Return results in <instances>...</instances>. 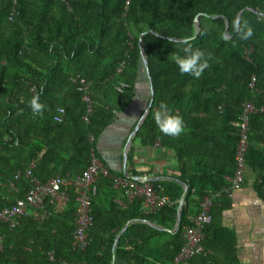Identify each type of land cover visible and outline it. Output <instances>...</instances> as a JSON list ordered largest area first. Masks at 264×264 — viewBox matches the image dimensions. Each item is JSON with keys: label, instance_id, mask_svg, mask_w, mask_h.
Instances as JSON below:
<instances>
[{"label": "trees", "instance_id": "obj_1", "mask_svg": "<svg viewBox=\"0 0 264 264\" xmlns=\"http://www.w3.org/2000/svg\"><path fill=\"white\" fill-rule=\"evenodd\" d=\"M245 25L252 34L242 39ZM141 36L155 95L135 139L175 153L177 180L149 183L171 204L147 213L141 198L128 203L125 188L101 177L91 197L89 245L79 250L73 247L77 194L70 187L65 200H46L40 215L29 213L13 229L0 222V264H111L113 258L125 264H173L185 242L183 228L205 197L212 200L204 229L206 253L190 264H215L208 250L219 228L216 217L230 200L224 190L236 170V124L249 102L257 112L249 120L246 165L264 200V111H259L264 104V0H0V211L24 197L32 179L75 180L92 155L107 167L97 142L130 105L138 78L144 75L148 83ZM184 47L205 53L208 66L199 78L180 73L172 60L183 55ZM81 79L89 83L90 102L78 90ZM120 82L130 89L118 93L114 87ZM33 97L42 105L39 113L31 110ZM161 103L183 120L179 135L157 128L153 114ZM57 108L65 111L61 122L54 120ZM109 172L130 179L123 170ZM184 194L179 228L173 232ZM117 199H125V206Z\"/></svg>", "mask_w": 264, "mask_h": 264}, {"label": "crops", "instance_id": "obj_2", "mask_svg": "<svg viewBox=\"0 0 264 264\" xmlns=\"http://www.w3.org/2000/svg\"><path fill=\"white\" fill-rule=\"evenodd\" d=\"M149 97V84L144 75L140 76L135 84L130 105L117 115L114 123L100 136L97 152L107 167L114 172H119L125 167L128 174L129 171L136 173L130 175L131 177L144 178L142 182L176 181L179 165L175 153L162 148L159 143L144 146L135 139L136 134L133 135L129 147V150L132 148V159L124 162L127 141L138 125ZM254 180V174L246 170L243 185L233 191L229 202L216 217V225L219 228H216L214 239L211 241L212 249L208 250L215 264H264V200L254 190ZM116 201L122 207L125 206V199ZM127 202H130L129 198ZM115 264L125 263L118 259ZM196 264L209 263L199 261Z\"/></svg>", "mask_w": 264, "mask_h": 264}, {"label": "built area", "instance_id": "obj_3", "mask_svg": "<svg viewBox=\"0 0 264 264\" xmlns=\"http://www.w3.org/2000/svg\"><path fill=\"white\" fill-rule=\"evenodd\" d=\"M80 86L78 90L84 93L85 101L90 102L88 95V86L85 80H79ZM255 77L252 79L251 87H254ZM114 89L118 93H124L130 89L127 82H120L115 85ZM90 105L88 111L90 112ZM261 112L264 111V104L261 106ZM253 112H257L253 103H246L243 112L240 115L236 126L239 129V142L235 153L236 170L232 178H228L230 187L224 191L231 197L234 190L240 188L245 181L247 170L246 153L248 149V132L249 120ZM65 114L54 116L57 122L62 121ZM59 116V119L57 117ZM101 177H109L113 179L115 186L123 187L127 191V196L132 201L135 197L142 199L143 207L147 213L155 212L164 205L171 204L166 196H160L148 182H136L132 179L124 180L114 177L110 174L109 169L95 156L92 155L90 165L82 176L73 180L68 176L56 175L46 183H40L37 179H32V187L27 191L24 197L18 199L16 203L8 208L0 211V222L6 223L11 229L20 224L21 219L29 213L40 215L38 211L44 209L45 201L50 203H60L68 196V189L74 187L77 197L76 210V228L73 233L74 249L84 250L89 245L88 229L92 225L93 218L91 216V197L96 194L98 181ZM212 200L205 197L201 203L199 213L191 219V223L183 228L184 244L175 257L173 264H190V261L200 255L206 253L203 245L204 229L210 221V211ZM1 249V246H0Z\"/></svg>", "mask_w": 264, "mask_h": 264}, {"label": "clouds", "instance_id": "obj_4", "mask_svg": "<svg viewBox=\"0 0 264 264\" xmlns=\"http://www.w3.org/2000/svg\"><path fill=\"white\" fill-rule=\"evenodd\" d=\"M239 30V25H236ZM246 30L241 31V38L247 39L251 36L252 30L250 27L244 26ZM172 60L177 66L180 73H187L193 78H199L203 70L208 66L205 60V53L198 48L184 47L183 55H173ZM30 107L33 113H39L42 105L33 97L30 101ZM56 111L63 113V108H57ZM59 119V116L57 117ZM153 120L161 133L168 136L179 135L183 128V120L172 114L171 109L161 103L158 110L153 114Z\"/></svg>", "mask_w": 264, "mask_h": 264}, {"label": "water", "instance_id": "obj_5", "mask_svg": "<svg viewBox=\"0 0 264 264\" xmlns=\"http://www.w3.org/2000/svg\"><path fill=\"white\" fill-rule=\"evenodd\" d=\"M242 14L243 12H241L239 15H238V21L240 20V18L242 17ZM199 16H197L195 18V28L196 30L198 31L199 30V20H198ZM228 26V23L226 22V27ZM227 32V31H226ZM143 36V35H142ZM142 36L140 37V48H141V56H142V60H143V63H144V66H145V72H146V76H147V79H148V83H149V87H150V100H149V103L138 123V125L136 126L135 130L133 131V134L132 136L129 138V140L127 141V144H126V147H125V150H124V155H123V158H124V162L126 163L127 161V156H128V150H129V147H130V144H131V140H132V137L134 134L137 133V131L139 130L140 126L142 125L143 121L145 120V118L147 117V115L149 114L152 106H153V103H154V95H155V90H154V87H153V83H152V79H151V75H150V71H149V68H148V62H147V58H146V55H145V51H144V46L142 45ZM175 41H180V40H177L175 39ZM123 173H124V176L126 178H130L136 182H142L144 180V178H141V177H131L126 168L124 167L123 169ZM147 180V179H146ZM183 187H184V190L185 192L187 191V187L183 184ZM184 196L185 194L182 196L180 202H179V205H178V215H177V221H176V225H175V229L173 230V232H176L179 228V222H180V215H181V212H182V209H183V206H184ZM152 226H154L155 228L159 229V230H163V231H168L158 225H155V224H151ZM127 227V226H126ZM119 236L117 237V241L119 239ZM111 264H115V258L112 259L111 261Z\"/></svg>", "mask_w": 264, "mask_h": 264}]
</instances>
